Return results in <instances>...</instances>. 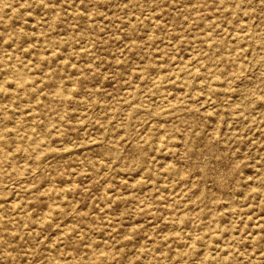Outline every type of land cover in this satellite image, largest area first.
<instances>
[{"label":"rangeland","instance_id":"1","mask_svg":"<svg viewBox=\"0 0 264 264\" xmlns=\"http://www.w3.org/2000/svg\"><path fill=\"white\" fill-rule=\"evenodd\" d=\"M0 264H264V0H0Z\"/></svg>","mask_w":264,"mask_h":264},{"label":"bare ground","instance_id":"2","mask_svg":"<svg viewBox=\"0 0 264 264\" xmlns=\"http://www.w3.org/2000/svg\"><path fill=\"white\" fill-rule=\"evenodd\" d=\"M223 143V142H222Z\"/></svg>","mask_w":264,"mask_h":264}]
</instances>
